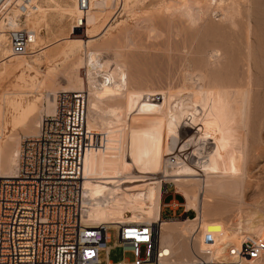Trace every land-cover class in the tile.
<instances>
[{
  "label": "bare ground",
  "instance_id": "bare-ground-1",
  "mask_svg": "<svg viewBox=\"0 0 264 264\" xmlns=\"http://www.w3.org/2000/svg\"><path fill=\"white\" fill-rule=\"evenodd\" d=\"M14 1L15 0H0V51L3 50L0 54V64L3 66L2 70H0V81L7 80L12 76H16L18 80V83L14 84L11 88L8 89L4 87L0 89V178H13L16 176L18 170L19 154L23 140L20 141L18 138L19 136L16 137L14 134H8V131H10L9 128L11 127V131L15 132L20 128L29 126L32 122L35 124V127L34 129L32 128V133L25 137L36 136L39 132L42 118L46 115L51 116L55 113L56 98L59 92H86L88 90L90 98L88 95L89 103L87 105L86 122L93 138H95L97 134L93 112L99 108V103L105 100H122V102L116 101L117 103L113 104L111 109V113L114 114L115 118L110 123L117 126L120 133L119 136L115 137L117 141L114 144V150L109 149L108 151V149H106V151L100 149L97 145L98 142L94 141L90 148L87 149L84 156L83 203L86 210L85 222L93 227L102 224L109 227H117L119 224L126 223L156 225L160 243L165 248V252L170 255V259L176 262L202 264L203 260L200 262L197 259L199 255L195 253L196 251L192 249L193 247L191 248V241L189 242L190 248L188 249L191 253V257L182 255L178 258L176 255L180 254L178 246L179 241L182 244L181 239L186 237H189L190 240L195 230L197 228L201 230L203 225L206 224L203 223L206 220L205 216H207L206 208L209 207L212 200L208 194L214 195L222 191L226 192V190L230 192V190L232 191L234 188L233 191H236V187L240 189L239 184L242 182L241 180L244 176V174H242V162L244 159V147L242 142L243 140L245 141L244 138L246 137V132L244 135L242 130L247 127V123L249 122V106L251 104L250 97L254 76L253 65H250V51L253 45L251 44V38L254 35L250 19L247 18L244 22L247 57L244 56L247 58V68L244 67L246 71L245 84L244 86L242 85L243 88H240L241 85L239 86L238 83V86H234V89H232V83L231 86H227L226 84H230L229 79L226 80L228 83L225 81V84L222 85L216 84L215 82L217 81H215V78V82L210 83L208 80L211 78L209 79L208 74H206L207 71L205 72L203 70L204 72H200V81L203 83L198 90H193L191 92L192 94L190 93L191 95L189 96L188 102H184V100L181 99L178 102L176 101L175 105H172V100L177 94L166 92V90L159 91L150 88H142L141 90L139 88L134 89L132 88L133 86L130 87L124 64L117 62L112 57L113 60L111 56L105 58L106 56H103V53H100L97 49H89V42L91 43L92 41L98 40L99 37L104 34L105 30H107L106 27L100 31L97 28L106 8L96 13H94V11L92 12L93 14L90 10L93 9V5H105L107 8L113 7L112 3L115 0H90V7L86 16V26L88 29L83 32L82 38L71 37L69 39L71 41H76L78 43V48L88 50L87 52L85 51V57H80L78 62H75L73 69L68 68L64 72V80H66V83L62 85V91L59 92L53 91V89L51 91V89H49L50 86L48 87L46 83L51 75L54 77L51 78V80L56 81L55 77H57L58 68L63 62L57 61V56L61 54L66 55L68 53L66 49H62L61 47L51 52L46 51L50 46L43 42L45 38L43 40L41 34L42 29L39 30V28H48L49 23L47 24V16L50 11L54 10L57 12L59 9L57 6H53V9L52 6L44 8L38 5L37 0H27L33 3L35 7H32L22 16L18 7L13 4ZM48 1L54 3V0ZM134 1L136 0H122L121 6L123 8H128L132 3L135 5L136 2ZM213 1L216 3L215 8L218 6L222 11L221 15L224 16L222 18L228 19L229 17L232 23L231 27H238L240 21L238 22L236 20V16L242 15V4L246 5L245 3L249 0H229V3H226V0H219L218 4V0H180L178 5L191 17L195 14V5L199 6H197V11L204 12L207 8L209 9ZM16 2H19V0H16ZM173 3L175 4V1H173ZM250 3L252 2H249V4ZM174 4L169 3L166 8L170 9L172 7H177V5ZM13 7H16L17 10L16 8L13 9ZM180 7L176 8L177 11L181 9ZM144 8L150 9L148 7ZM22 19H25L27 22V28L30 27L26 29L33 32V39L26 53H15L11 46L10 32L19 29ZM241 23L242 21L240 24ZM14 25H16L17 28ZM242 27L243 26H241V30L243 29ZM225 29L227 30V28ZM229 30H231V32L234 31L231 33L232 35L237 32L236 28L234 30L232 28ZM219 33L222 34L221 32ZM222 35L220 36L222 37ZM74 36H77V34ZM226 37L224 38L227 39ZM238 37H236V39ZM241 37L243 38V36ZM232 40L235 41L234 38ZM227 41L225 40L224 42ZM229 41H231V39ZM2 44L9 46L10 49L2 48ZM260 44L258 43L257 46H260ZM231 45L233 44L231 43ZM224 46L226 47V45ZM241 46L240 47L243 48V45ZM262 46L263 45H261V48ZM75 47L76 46H74V48ZM231 47H228V49ZM241 48L238 49L242 51L243 49ZM261 48L259 47L258 51H260ZM76 49L77 48H75V50ZM214 50L216 53H213L212 56L218 59L222 53L219 51V47ZM226 50L225 52L227 53ZM238 52L236 51L237 54ZM233 54L234 53H232L233 60L236 62L237 60H235L234 57L235 54ZM44 55L46 56L47 63L50 65V71L44 73V79L40 81L38 80L40 76L37 70H34L37 71L36 75H32L29 72V75H27V71H29V69H35V65L39 64L40 58ZM101 55L103 57H101ZM261 56L264 55L261 54ZM230 62L233 63L232 60ZM81 68H85L86 72L84 77L79 74ZM234 72L236 74V71ZM99 74L102 76V80L97 78ZM235 74L234 76L239 77L238 74ZM231 75L230 73L229 78ZM224 80L222 79V83H224ZM29 87L30 89L28 90ZM0 88H2L1 85ZM41 88L43 89L41 90ZM256 88L257 87H255V89ZM30 91L37 92L35 99L30 100L27 98L26 95ZM55 92L57 93L54 97H49V93L53 94ZM159 95L162 98H156L157 96L159 97ZM141 96H146L148 99L141 101L139 111L133 114V116H130L132 98H139ZM42 99H46L47 101V105H43V107H41ZM42 111H45L46 114L43 117L41 114ZM195 111L197 112L195 113ZM188 112L190 113L188 114ZM185 121H187L189 129H194L196 133L206 136L208 140H211L210 143L213 145L211 152L207 155L201 156V152H197L198 154L194 156L195 160L191 159L192 161L188 160V162L179 158V155L172 154L171 152L172 149L179 146L182 142H180L181 125ZM240 134L242 135L239 136ZM237 137H239V139L242 138V140H236L235 138ZM186 145L185 142L182 143L180 149H184ZM169 154L172 155L169 156ZM167 155L168 157L165 158ZM172 156L178 158L177 164H169ZM4 158L5 161L3 160ZM227 158L229 160H226ZM127 165H134V168L131 169V171L129 170L130 174H128V176L121 177V172H125L124 169L125 167L127 168ZM136 167L142 168L140 173L147 175L135 174L134 170ZM161 170H163L164 176L167 177L165 181L171 180L174 182L177 187L176 192L180 193L185 199L184 203H182L186 207L185 209H194L197 212L196 218H178L170 221L162 219V194L165 190V183L161 181L162 179H159L160 177L148 175L159 174ZM178 204L177 201H174L173 205L178 206ZM126 210L132 212L131 217H125L124 213ZM174 223L175 226L171 225ZM238 224V227L235 228L237 231L234 232L231 239L227 231L221 234L217 231L218 229L216 230L215 228H210L209 231H206L207 234H204L213 237V241L208 244V246H212L214 250H217L215 254L216 258L224 256L223 264L229 263V261L226 260L227 257H225L227 246L232 245L230 247L239 248L242 243L241 241L248 236L251 237V234L255 236L264 235V223L254 224L250 222L246 227L241 223ZM174 232L180 234H178V238L174 237ZM199 233H197L196 240L198 245L199 243L201 245L205 242V237L203 236V238L201 233ZM233 238H237L238 241H235ZM229 240H232V243H229ZM219 243H222V245L224 243V246H216L217 244L219 245ZM185 250L186 249H184V252ZM228 254L233 258L232 260L235 259V256L230 255L231 253L229 250ZM204 258L206 260H204L203 263L211 262L208 260V257L204 256ZM238 260L239 259H237V261ZM247 260H249L250 264H254L258 259Z\"/></svg>",
  "mask_w": 264,
  "mask_h": 264
},
{
  "label": "rangeland",
  "instance_id": "rangeland-1",
  "mask_svg": "<svg viewBox=\"0 0 264 264\" xmlns=\"http://www.w3.org/2000/svg\"><path fill=\"white\" fill-rule=\"evenodd\" d=\"M121 1L122 0H120V2L119 0H115L112 3L113 7L108 8L105 5H93V9L90 10L91 13L94 11V13H96L99 12L101 9L106 8L99 24L97 25V28L100 31L101 29L106 27L107 30H105L104 34L99 37L98 40L92 41L91 43L89 42V46L91 47H89V49H97L100 51V53H103V56H106L105 58L111 56V58L113 57L117 62L124 64L126 72L128 74L127 77L130 87L133 86L132 88H139L141 90L142 88L156 89L159 91L166 90V92H173V94H177L173 99L174 101L172 100V105H175L176 101L178 102L181 99L184 100V102H188L189 96L192 94L191 92L193 90H198L203 83L200 81V72H202L203 70L205 72L207 71L206 74H208L209 79L211 78L210 80H208L210 81V83H214L215 81H217L215 82L216 84L222 85L225 84V81L229 79L230 84L226 81V83H228L226 84L227 86H231L232 83V89L235 88L234 86H238V84L239 86L241 85L240 88H243L245 84V71L247 68V49L245 43L246 37L244 22L245 20H247V18L250 19L251 25L253 26L252 32L256 37L252 34L253 37L251 38V44L253 45L251 46L250 51V65H253L252 68L254 71V76L250 97L251 104L249 106L250 116L249 122L247 123V127L242 130V133L244 135L246 132V137L244 138L245 141H241L244 147V159L242 162L243 171H241L244 176L241 180L242 182H240L239 184L240 189L236 187V191H233L235 189L234 188L232 191L230 190V192L226 190V192L222 191L214 195L208 194V196L212 198V200L209 204V207H207L208 209L206 208L207 216H205L206 220L205 222H203L204 224H206L203 225L202 229L200 230V233L202 237H205L206 235L204 234H207V230L209 231L210 228H215L216 230L218 229L217 231H219L221 234L226 233L227 231L229 233V238L231 239V237H233L234 235V232L237 231L235 228L238 227V223H241L244 227H246L247 224L250 222L254 224L264 223V65H262L264 64V56H261V54L264 55V0H249L245 3L246 5L242 4V15L236 16V20L238 22L242 21L241 24L239 22V28L236 26L231 27L232 23L229 17L228 19L222 18L224 17L223 15H221L222 11L219 9L218 6V9L215 8L216 3L214 1L210 5L209 9L207 8V10H204V12L197 11V8L199 6L195 5L196 11L194 16L191 17L188 16L185 10L178 5L180 0H136L134 1L136 2L135 5L132 3L133 6L131 4L128 7L129 10L128 8H123L121 6ZM173 1H175V4L173 3ZM228 1L229 0H226V3H229ZM37 2L38 5L43 6L44 8L52 6L53 9V6H57L59 9V11L57 12L51 10L48 14V28H39V30L42 29L41 34L43 36V40L45 38L43 42L45 44H49L50 46L46 51L51 52L54 49H59L61 47L62 49H66L68 53L66 55L61 54L57 56L56 60L59 62H63L58 68L56 74L57 77H55L56 81L51 80V78H54L53 75H51V77L47 80L46 83L48 87L50 86L49 89H51V91L53 89V91L59 92L62 91V85L66 83V80H64V72L68 68L73 69L75 62L77 63L80 57H85V51L87 52L88 50L84 48H78V43L69 39L71 37L82 38L83 32L87 30L88 27L86 26V29L83 30L73 29V20L78 15L76 0H54V3H51L48 0H37ZM218 2L219 0L217 1V4ZM249 2L252 3L249 4ZM169 3L177 5V7L170 8L172 10L171 11L170 9L166 8ZM144 7H148L150 9H145ZM179 7L181 9L177 11L176 8ZM15 8L13 7V9ZM71 10L74 12H72ZM26 25L27 22L25 21V19H22L19 28H27ZM14 26L17 28L16 25ZM241 26H243L242 30ZM225 28H227L228 32ZM231 28L233 30L236 28L237 31L233 35L231 33H233L234 31L231 32V30H229ZM219 32H221L222 34L224 32V34L222 35ZM76 34L77 36H74ZM220 35H222V37ZM223 36H228L226 37L228 41ZM238 36H243L244 39L241 37L243 39L242 40ZM232 37L234 38V40L236 39V37H238L239 39L237 38L235 42L232 40ZM223 38L227 42H224L225 40ZM230 39L231 41H229ZM223 42L227 44H224ZM230 42L233 45H231ZM258 43H261L260 46H257ZM224 45H226V47ZM230 45L233 47H231ZM241 45H243V48H241ZM261 45H263L262 48ZM74 46H76V50ZM218 47L222 55L218 59H216L212 55L213 53H216L214 52V49H218ZM224 47L226 49H228V47L231 48L226 50ZM259 47L261 48L260 51H258ZM2 48L10 49L9 46H5L3 44ZM238 48H241L243 50L241 51ZM225 50L227 51V53L225 52ZM252 50L254 51V53ZM2 51H0V54L2 53ZM236 51L240 52H238L237 54ZM232 53L235 54L233 55L235 57V60L238 61H236L237 63L233 60L234 58L232 56ZM102 55L101 57H103ZM231 60L233 61V63L230 62ZM233 64H237L235 65L236 67ZM2 68L3 66L0 64V70H2ZM225 69L229 72H227ZM34 70H37L39 72L38 75L40 77H38V80L42 81V79H44V73L50 71V65L49 63H47L45 55L40 58L39 64L35 65V69H29V71H27V75H29V73L32 75H36L37 71ZM224 70L226 71V73ZM234 71H236V74H238L240 78L234 76ZM85 72V68H81L79 74L84 77ZM230 73L232 75L229 78ZM241 74L243 75V77ZM100 76L101 75L99 74V77L97 76V78L99 80H102V76ZM219 76L222 78H220ZM222 79H225L224 83H222ZM17 83V77L12 76L7 80L5 79L0 81V85L2 86V88L0 89H3L4 87H7L9 89ZM255 87L257 88L255 89ZM29 89L30 87L28 88V90ZM42 89L43 88H41V90ZM57 92L53 94L49 93V97H54ZM86 92H88V90ZM36 93L37 92L30 91L26 96L28 99L32 100L36 98ZM156 98L162 97L159 95V97L157 96ZM145 99H148V97L141 96L139 98H132L129 113L130 116H133V114H136L139 111V106L141 105L140 103ZM116 101L122 102V100H105L104 102L99 103V108H97L99 110L96 109V111L93 112V117L95 119L94 121H96L94 123L97 133L95 135V138L98 139L97 145L100 149H108V151L109 149L112 150L113 148H115L114 144L117 141L115 137L120 135L118 131L119 128H117V126L115 125H112L113 123H110L115 118L114 114L111 113V109L113 107V104L117 103ZM43 105H47L46 99H42L41 107H43ZM196 112L197 111H195V113ZM189 113L190 112H188V114ZM41 114L42 117L46 115L45 111H42ZM181 126L182 127L180 142L182 141L181 144L185 142L187 145L184 147V149H180L181 144L179 146H176L174 149L171 150L172 154L179 155V152L183 151V153H186L187 156L190 155L192 160H195L194 156L197 155L199 152H201V156H205L209 152H211L213 147L212 143H210L211 140H208L206 136H203L200 133H196V130L189 129V127L187 126V121L183 122ZM34 127L35 124H33L32 122L29 124V126L20 128L15 132L11 131L12 128L10 127V131H8V134H14L16 137L19 136L18 138L20 139V141H22L25 136H29V134L32 133ZM241 135L242 134H240L239 136ZM199 136H201L202 138ZM235 139L238 140L239 137ZM239 140H242V138ZM172 154H169V156ZM167 157L168 155L165 158ZM191 159L189 160L192 161ZM3 160L5 161V158ZM226 160L229 159L227 158ZM129 166L127 165V168L125 167V172H121V177H126L128 176V174H130V171L134 168V165L130 166V168ZM141 170L142 168L136 167V169L134 170L135 174L147 175L140 173ZM148 175L160 177L159 179H162L161 181L165 183V190L162 194L163 215H161V217L163 220L170 221L178 218L194 219L196 217V211L194 209H188L189 211L186 214V207L182 204L184 203L185 199L181 196L180 193L176 192L177 187L174 182H172L171 180L165 181L167 177L164 176L163 170H161L159 174L157 173ZM166 190L169 191L166 192ZM173 198L175 200L170 203ZM174 201H177V204L179 203L178 206L173 205ZM173 209H176L178 215H182L181 218H172L171 214L174 211ZM124 215L125 217H131L132 212L126 210ZM171 225L175 226V223ZM108 232L111 235L110 242L107 243L110 249L108 252H106L105 250H101L99 252V257L101 261L105 262L107 257L113 262H120L123 260H134L135 256L130 250L125 249V247L122 245H117V230L115 228H110L108 229ZM174 234V237L176 238L179 233L174 232ZM251 236L255 235L251 234ZM236 239L234 240L238 241V239ZM190 241L191 239L189 240V237L182 238V244L179 241L178 246L180 254L176 255L178 258L182 255L191 257V253L188 250L190 248ZM231 241L232 240H229V243ZM199 245L196 241L195 247L191 246V248L193 247L192 249L196 251L195 253L199 255V258L197 259L200 262H202V260L204 262V260H206L204 256H206L208 257V260L211 261L210 263L202 262V264H223L224 256L216 258V249L214 250L212 246L206 245L205 242H203L200 246ZM216 246H224V243L223 245L222 243H219V245L217 244ZM230 246L232 245L227 246L225 251V257H227L226 260L229 261V263L227 264H250L249 260L237 261L236 258L232 260L233 258L230 257L228 254V248ZM184 249H186L185 252ZM254 264H264V257L256 260V263Z\"/></svg>",
  "mask_w": 264,
  "mask_h": 264
},
{
  "label": "built area",
  "instance_id": "built-area-1",
  "mask_svg": "<svg viewBox=\"0 0 264 264\" xmlns=\"http://www.w3.org/2000/svg\"><path fill=\"white\" fill-rule=\"evenodd\" d=\"M13 4L22 16L35 7L27 0ZM76 5L73 29L83 30L90 0H76ZM32 39L33 32L26 28L10 32L15 53H26ZM87 105L85 91L59 92L55 113L42 118L36 136L23 139L16 176L0 178V264H195L170 259L153 224H86L83 160L87 149L98 141L87 127ZM179 153L182 160L191 159ZM177 160L172 156L169 164ZM110 228L117 230V245L130 250L134 260L113 262L107 257L101 261L99 252L110 249ZM199 232L197 228L191 236L193 247ZM204 241L208 245L213 237L206 235ZM228 250L242 261L262 258L264 235L248 236L239 248Z\"/></svg>",
  "mask_w": 264,
  "mask_h": 264
},
{
  "label": "crops",
  "instance_id": "crops-1",
  "mask_svg": "<svg viewBox=\"0 0 264 264\" xmlns=\"http://www.w3.org/2000/svg\"><path fill=\"white\" fill-rule=\"evenodd\" d=\"M174 211H173V213L171 214V215H173V214H177V211H176V209H173ZM162 215H163V213H162ZM178 215V214H177Z\"/></svg>",
  "mask_w": 264,
  "mask_h": 264
}]
</instances>
